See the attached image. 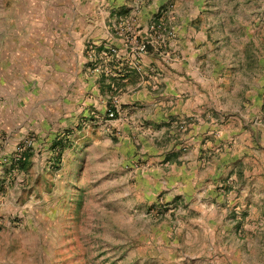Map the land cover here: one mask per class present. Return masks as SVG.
Here are the masks:
<instances>
[{
	"label": "rangeland",
	"instance_id": "1",
	"mask_svg": "<svg viewBox=\"0 0 264 264\" xmlns=\"http://www.w3.org/2000/svg\"><path fill=\"white\" fill-rule=\"evenodd\" d=\"M127 1L107 30H166L145 57L182 61L171 44L194 30L215 131L183 172L170 134L149 141L117 94L92 107L78 30L103 19L0 0V264H264V0Z\"/></svg>",
	"mask_w": 264,
	"mask_h": 264
},
{
	"label": "crops",
	"instance_id": "2",
	"mask_svg": "<svg viewBox=\"0 0 264 264\" xmlns=\"http://www.w3.org/2000/svg\"><path fill=\"white\" fill-rule=\"evenodd\" d=\"M71 0V9L76 15L81 17L94 16L96 19L101 18V23L95 22L88 26L87 30H78L82 33L80 44L82 51L85 50V45L89 41L93 42H109L113 45L120 46V41L117 40L116 30H107L111 26L110 19H115L118 13L124 12V7H131L127 0ZM158 0H156L157 2ZM80 3V4H79ZM154 2L152 1V4ZM159 4H154L158 7ZM100 7H103L100 9ZM67 10V9H66ZM150 12L148 7L142 6L139 13H144L146 17ZM106 19L108 27H106ZM112 24V23H111ZM103 27L104 30H95V27ZM72 30H69V33ZM76 31V30H74ZM184 33L178 31L177 38L174 44L172 42L173 51L178 50L182 54V61H173L168 59L160 62L157 58L148 56L140 60V67L134 70L128 67L126 62L116 64L113 67L111 76L99 75L91 76L88 71H85L89 77H86L85 91H91L95 100L92 107L99 114L104 113L105 107L100 100L108 98V93L117 94L119 96L118 103L125 106L123 108V118L126 123L131 121L134 124L141 125L142 128H151V137L148 139L153 142L161 138L164 133L170 134V151L173 153V158L168 157L173 163H181L185 166H196L200 162V155L204 151V146L201 145L204 138L208 139L216 128V120L210 115L213 112L218 116L223 114L221 107L209 105L208 97L211 93L206 91L208 80L202 76L201 68L204 63V48H199L195 52H191L193 48L199 47L197 42H192L191 32ZM68 42L63 43L65 46ZM185 56V57H184ZM83 63L86 64V57H81ZM86 70V69H85ZM215 73V77H217ZM85 84V83H84ZM216 84V83H215ZM134 105L140 109L131 110ZM210 114V115H209ZM216 115V116H217ZM239 120L244 119L241 113L237 114ZM187 119L186 128L181 129L179 134H176V123H180ZM122 120L116 121L121 122ZM123 122V121H122ZM159 123V125H155ZM127 125V124H126ZM165 125H168L166 127ZM258 127L264 126L259 124ZM156 130V131H155ZM144 131V129H143ZM253 132V131H252ZM254 134V133H253ZM255 137V134H254ZM138 139H144L143 134L138 135ZM251 139V138H250ZM205 142V141H204ZM206 143V142H205ZM186 145L185 153L179 152L183 145ZM165 159L167 158L164 155ZM163 157V158H164ZM264 157V155H263ZM186 176L185 174H183ZM182 175V176H183ZM180 175L176 176L178 180H184ZM168 179H173L168 177ZM178 195L182 194V183H177L175 186Z\"/></svg>",
	"mask_w": 264,
	"mask_h": 264
},
{
	"label": "built area",
	"instance_id": "3",
	"mask_svg": "<svg viewBox=\"0 0 264 264\" xmlns=\"http://www.w3.org/2000/svg\"><path fill=\"white\" fill-rule=\"evenodd\" d=\"M161 24L152 23L146 30H116L120 46L109 42L89 41L85 47L88 74L93 76H111L116 64L126 62L128 67L138 70L140 60L149 48L158 51L165 47V33ZM114 117V111L108 109L102 123L108 124Z\"/></svg>",
	"mask_w": 264,
	"mask_h": 264
}]
</instances>
